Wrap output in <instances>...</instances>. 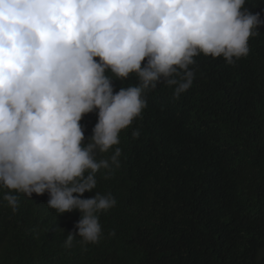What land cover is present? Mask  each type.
I'll use <instances>...</instances> for the list:
<instances>
[{"label": "trees", "instance_id": "obj_1", "mask_svg": "<svg viewBox=\"0 0 264 264\" xmlns=\"http://www.w3.org/2000/svg\"><path fill=\"white\" fill-rule=\"evenodd\" d=\"M245 8L264 20V0H246ZM257 30L248 55L232 64L194 57L193 84L179 98L164 83L148 91L120 143L97 154L110 167L95 173L96 190L82 198L97 191L116 201L98 213L97 243L77 236L65 246L81 214L58 215L47 192L0 188V264H264V26ZM105 74L114 94L139 83L135 74ZM97 113L82 117L83 144ZM9 192L18 197L15 212L3 199Z\"/></svg>", "mask_w": 264, "mask_h": 264}, {"label": "clouds", "instance_id": "obj_2", "mask_svg": "<svg viewBox=\"0 0 264 264\" xmlns=\"http://www.w3.org/2000/svg\"><path fill=\"white\" fill-rule=\"evenodd\" d=\"M245 2L0 0V188L27 197L47 192L58 215L81 214L65 246L77 236L97 243L98 213L116 203L97 191L82 198L96 190L95 173L110 167L97 154L120 143V132L141 115L146 93L158 84L175 86V98L186 92L194 57L222 56L232 64L248 55V40L264 20ZM106 70L121 80L135 74L139 83L114 94ZM96 109L98 122L83 144L80 122ZM3 199L17 210L16 195Z\"/></svg>", "mask_w": 264, "mask_h": 264}]
</instances>
